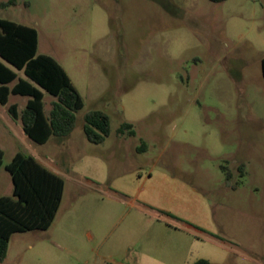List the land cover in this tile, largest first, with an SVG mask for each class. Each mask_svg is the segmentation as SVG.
<instances>
[{
	"label": "rangeland",
	"instance_id": "obj_1",
	"mask_svg": "<svg viewBox=\"0 0 264 264\" xmlns=\"http://www.w3.org/2000/svg\"><path fill=\"white\" fill-rule=\"evenodd\" d=\"M7 1L0 18L37 31L83 106L67 137L29 148L0 110V197L15 153L64 182L51 226L13 234L0 264H264V0ZM89 111L109 118L100 144Z\"/></svg>",
	"mask_w": 264,
	"mask_h": 264
},
{
	"label": "trees",
	"instance_id": "obj_2",
	"mask_svg": "<svg viewBox=\"0 0 264 264\" xmlns=\"http://www.w3.org/2000/svg\"><path fill=\"white\" fill-rule=\"evenodd\" d=\"M209 1L217 4L226 0ZM15 5V0L1 3L2 7ZM37 40L34 28L0 18V105L6 106L10 95L28 97L20 112L14 104L7 106V112L20 122L29 140L44 144L50 137H67L73 131L75 113L83 104L62 66L48 55L37 54ZM261 73L264 82V58ZM42 91L56 99L48 115L43 111ZM118 131L134 135L131 124H123ZM83 133L90 143H102L109 134L108 116L100 111L86 113ZM2 158L0 150V168ZM4 168L10 176L12 196L0 197V263L6 258L13 234L44 231L51 226L64 189L63 180L30 155L16 153ZM192 264L210 262L199 259Z\"/></svg>",
	"mask_w": 264,
	"mask_h": 264
},
{
	"label": "crops",
	"instance_id": "obj_3",
	"mask_svg": "<svg viewBox=\"0 0 264 264\" xmlns=\"http://www.w3.org/2000/svg\"><path fill=\"white\" fill-rule=\"evenodd\" d=\"M11 96V95H10ZM10 96H9V98H10ZM9 98H8V102H9ZM28 100V99H27ZM26 103H27V101H26ZM25 103V104H26ZM9 105H13V104H8L7 103V105L6 106H1L0 105V110L1 111H4V113L6 114V117H7V119L5 120L6 121V123H7V125H8V127L10 128V129H12L13 131H14V133L18 136V138L29 148V142L28 141H31V140H29L25 135H24V133H23V131H22V128H21V125H20V122L18 121V120H15V119H13V118H11V116L8 114V112H7V106H9ZM14 105H16V104H14ZM17 106V105H16ZM25 106V105H24ZM24 108V107H23ZM22 108V109H23ZM22 109H18V107H17V110H18V112H20ZM45 114V113H44ZM46 115V114H45ZM52 138L53 137H50L44 144H38V145H46L47 143H49L51 140H52ZM32 142V141H31ZM32 143H34V142H32ZM34 144H36V143H34ZM16 154V153H15ZM14 154V155H15ZM13 155V156H14ZM27 155H30V156H32L41 166H43L45 169H47L48 171H50L51 173H53V174H55V175H57L58 177H60L61 179H62V173H61V171H60V169H59V167L58 166H56L55 164H53L51 161H49L47 158H45V157H42V156H40V155H34L33 153H29V154H27ZM12 156V157H13ZM10 177V176H9ZM11 181V180H10ZM63 191H64V189H63ZM62 197H63V195H62ZM61 203H62V199H61V202H60V205H61ZM59 208H60V206H59Z\"/></svg>",
	"mask_w": 264,
	"mask_h": 264
}]
</instances>
